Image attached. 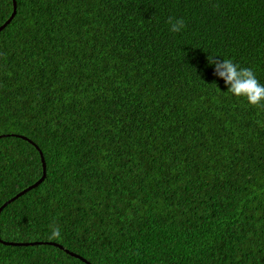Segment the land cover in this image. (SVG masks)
Here are the masks:
<instances>
[{"label": "trees", "instance_id": "trees-1", "mask_svg": "<svg viewBox=\"0 0 264 264\" xmlns=\"http://www.w3.org/2000/svg\"><path fill=\"white\" fill-rule=\"evenodd\" d=\"M16 2L0 207L42 177L37 148L46 177L1 211L0 264H264V103L208 65L264 84V0Z\"/></svg>", "mask_w": 264, "mask_h": 264}, {"label": "clouds", "instance_id": "clouds-1", "mask_svg": "<svg viewBox=\"0 0 264 264\" xmlns=\"http://www.w3.org/2000/svg\"><path fill=\"white\" fill-rule=\"evenodd\" d=\"M170 31L179 33L185 27L181 18L168 20ZM208 65L213 68L214 75L224 81L226 93L235 97H243L247 103L256 106L264 103V84L260 83L252 68L241 67L232 59H225L221 56H211ZM54 236H60L58 227L53 229Z\"/></svg>", "mask_w": 264, "mask_h": 264}, {"label": "water", "instance_id": "water-1", "mask_svg": "<svg viewBox=\"0 0 264 264\" xmlns=\"http://www.w3.org/2000/svg\"><path fill=\"white\" fill-rule=\"evenodd\" d=\"M12 2H13V12H12L10 18H9V19H8V20H7V21H6V22L0 27V32H1L2 30H4V29L6 28V26H8V25L11 23V21L14 19L15 15H16V12H17V2H16V0H12ZM6 136H9V135H6ZM6 136H0V139L3 138V137H6ZM21 138H23V139H25V140H27V141H29L30 143L33 144L32 141L28 140V139L25 138V137H22V136H21ZM35 147H36V145H35ZM36 148H37V147H36ZM37 150H38V152H39V154H40L41 162H42V173H43V174H42V177H41L36 183H34L33 185H31V186H29L28 188L24 189L22 192H20L19 194H17L16 196H14L12 199H10V200L7 201L6 203H4V204L0 207V213H1V211H2V210H3V209H4L9 203H11V202L17 200L19 197H21L22 195L26 194L28 191H30V190L36 188V187L39 186V185L43 182V180L45 179V177H46V164H45V160H44V157H43L42 152H41L38 148H37ZM0 242L3 243V244H7V243L2 242L1 239H0ZM49 245L58 246V247H60L61 249L63 248V247H61V246H59V245H57V244H54V243H49ZM76 257H78V259H80V260L83 261L84 263H86V264H90V263H89L88 261H86L84 258H82V257H80V256H76Z\"/></svg>", "mask_w": 264, "mask_h": 264}]
</instances>
